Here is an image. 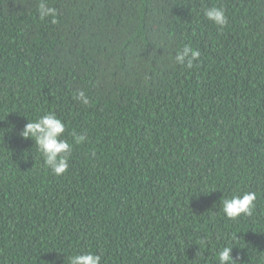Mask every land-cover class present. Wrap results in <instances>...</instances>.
Instances as JSON below:
<instances>
[{
  "label": "trees",
  "instance_id": "1",
  "mask_svg": "<svg viewBox=\"0 0 264 264\" xmlns=\"http://www.w3.org/2000/svg\"><path fill=\"white\" fill-rule=\"evenodd\" d=\"M46 2L55 24L0 0V264H264V0ZM47 113L72 145L59 177L20 135ZM245 192L252 215L227 218Z\"/></svg>",
  "mask_w": 264,
  "mask_h": 264
},
{
  "label": "clouds",
  "instance_id": "2",
  "mask_svg": "<svg viewBox=\"0 0 264 264\" xmlns=\"http://www.w3.org/2000/svg\"><path fill=\"white\" fill-rule=\"evenodd\" d=\"M38 13L41 21L52 18L53 24L57 22L55 19L56 9L48 6L46 0H40ZM204 16L220 28L228 23V17L222 7H208L204 10ZM200 55V51L185 45L182 50L177 51L174 61L177 65L191 69L194 67L195 62L199 60ZM74 99L83 105L90 102L85 91L79 89L74 93ZM65 131L66 126L62 120L54 113H47L38 117L35 121L28 120L20 133L23 138H31L35 141L39 152L44 157L46 167L57 177L67 172L68 160L72 152V145L62 138ZM74 139L77 144H80L86 140V136L74 135ZM256 198L255 192H245L242 195L224 198L221 200L222 212L229 219H236L241 215L251 216ZM232 248L226 246L218 252V264H235L236 260L232 257ZM101 259V255L88 251L69 257V264H101Z\"/></svg>",
  "mask_w": 264,
  "mask_h": 264
}]
</instances>
